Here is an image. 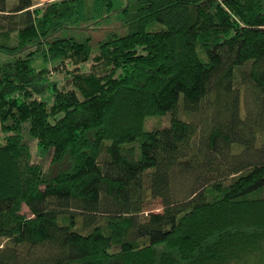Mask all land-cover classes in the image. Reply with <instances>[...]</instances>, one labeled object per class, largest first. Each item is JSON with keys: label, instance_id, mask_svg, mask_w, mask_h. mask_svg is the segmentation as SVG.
Instances as JSON below:
<instances>
[{"label": "trees", "instance_id": "16d2710c", "mask_svg": "<svg viewBox=\"0 0 264 264\" xmlns=\"http://www.w3.org/2000/svg\"><path fill=\"white\" fill-rule=\"evenodd\" d=\"M117 1L0 0V264H264V0Z\"/></svg>", "mask_w": 264, "mask_h": 264}, {"label": "rangeland", "instance_id": "374dc122", "mask_svg": "<svg viewBox=\"0 0 264 264\" xmlns=\"http://www.w3.org/2000/svg\"><path fill=\"white\" fill-rule=\"evenodd\" d=\"M127 2V0H118L117 1V5H122L123 3ZM104 29H98L96 31H94L93 35H94V38H93V52L96 53L97 52V49H98V43L100 41L101 38H103V36L105 35L106 31H107V28H109V25L108 24H104ZM160 27H163L162 24H158L155 25V26H149L148 28L149 29H157V28H160ZM128 31V28L125 27L121 33H127ZM85 35V34H84ZM83 36L80 37V39H82ZM14 57L3 52V51H0V65H2L3 63L7 62V61H11L13 60ZM31 64L32 66L39 70L41 68H49L50 71L48 72V79L49 80H53V81H56L59 85H61L63 83V81H61L63 79V74L64 73H67V70H70V69H74L76 68V66L72 65L71 63H65L66 64V68H64L63 72H59V68L57 66H59L60 64V60H56V59H45L44 57L42 56H35L32 60H31ZM61 68H63V65L61 66ZM78 68L80 70H87L89 68V62H86V63H82L80 65H78ZM48 80V81H49ZM52 87H49V88H46L44 93H43V96L44 98L51 102L52 100ZM181 110V109H180ZM178 111V115L179 117L181 118H184V113L181 112V111ZM186 119V118H184ZM187 120V119H186ZM171 121V114L168 113L166 115H163V116H151V117H148L147 120L145 121V124H144V127L146 130H150V129H153V128H159V127H163V126H166L170 123ZM2 136V133L0 131V137ZM27 140L29 141V143L31 144V147H32V150H33V154H34V159L36 161H39L42 163V165L44 166V169H47L48 166H49V162H50V154L48 153L45 157H38L36 155V144H35V140H29V138H27ZM0 142H1V139H0ZM134 143V142H133ZM138 143V142H137ZM147 209L149 211H160L162 209V206H161V203H160V200L159 199H150V202L147 206ZM23 211L27 214H29V211L27 209L26 206L23 207Z\"/></svg>", "mask_w": 264, "mask_h": 264}, {"label": "crops", "instance_id": "0c3cea01", "mask_svg": "<svg viewBox=\"0 0 264 264\" xmlns=\"http://www.w3.org/2000/svg\"><path fill=\"white\" fill-rule=\"evenodd\" d=\"M37 1L44 2V1H48V0H37Z\"/></svg>", "mask_w": 264, "mask_h": 264}]
</instances>
